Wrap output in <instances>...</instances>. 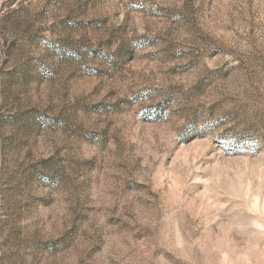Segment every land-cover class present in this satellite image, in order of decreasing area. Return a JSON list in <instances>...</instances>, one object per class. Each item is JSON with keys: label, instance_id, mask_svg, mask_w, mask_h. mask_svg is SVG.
<instances>
[{"label": "rangeland", "instance_id": "rangeland-1", "mask_svg": "<svg viewBox=\"0 0 264 264\" xmlns=\"http://www.w3.org/2000/svg\"><path fill=\"white\" fill-rule=\"evenodd\" d=\"M0 264H264V0H0Z\"/></svg>", "mask_w": 264, "mask_h": 264}]
</instances>
